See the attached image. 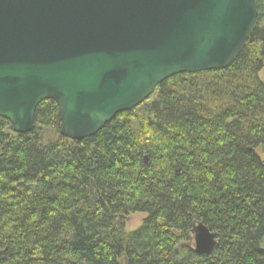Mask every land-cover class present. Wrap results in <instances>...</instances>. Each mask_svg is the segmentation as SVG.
I'll list each match as a JSON object with an SVG mask.
<instances>
[{"label":"trees","instance_id":"obj_1","mask_svg":"<svg viewBox=\"0 0 264 264\" xmlns=\"http://www.w3.org/2000/svg\"><path fill=\"white\" fill-rule=\"evenodd\" d=\"M224 70L181 73L91 137L0 117V264H264V0ZM144 213L140 227L126 220ZM217 234L198 254L194 225Z\"/></svg>","mask_w":264,"mask_h":264},{"label":"water","instance_id":"obj_2","mask_svg":"<svg viewBox=\"0 0 264 264\" xmlns=\"http://www.w3.org/2000/svg\"><path fill=\"white\" fill-rule=\"evenodd\" d=\"M257 0H0V117L29 133L52 100L82 140L174 75L224 70L259 22ZM210 255L217 234L193 228Z\"/></svg>","mask_w":264,"mask_h":264},{"label":"rangeland","instance_id":"obj_3","mask_svg":"<svg viewBox=\"0 0 264 264\" xmlns=\"http://www.w3.org/2000/svg\"><path fill=\"white\" fill-rule=\"evenodd\" d=\"M260 78L264 82V68L260 72ZM258 155L264 160V147H259L257 149ZM146 218L144 213H133L128 216L126 220V229L132 231L137 229L143 223V220ZM122 264H125V261H121Z\"/></svg>","mask_w":264,"mask_h":264}]
</instances>
